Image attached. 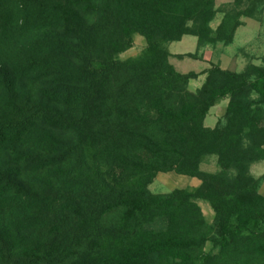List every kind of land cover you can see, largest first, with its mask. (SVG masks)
Instances as JSON below:
<instances>
[{"label":"trees","instance_id":"obj_1","mask_svg":"<svg viewBox=\"0 0 264 264\" xmlns=\"http://www.w3.org/2000/svg\"><path fill=\"white\" fill-rule=\"evenodd\" d=\"M260 9L212 29L215 0H0V264H264V68L182 74L167 49L230 45ZM169 173L200 184L152 194Z\"/></svg>","mask_w":264,"mask_h":264},{"label":"rangeland","instance_id":"obj_2","mask_svg":"<svg viewBox=\"0 0 264 264\" xmlns=\"http://www.w3.org/2000/svg\"><path fill=\"white\" fill-rule=\"evenodd\" d=\"M234 0H215V9L217 14L210 24L215 29L219 24L223 13L229 11L233 6ZM241 26L236 31L233 43L230 45L216 44L197 49L195 37L184 36L181 41L171 43L167 46L171 57L169 63L179 73L186 74L193 72L201 74L211 66L216 65L223 70L231 72H242L246 66L255 65L264 68V10L258 12L252 18L242 17ZM145 49V42L142 37L136 35L133 40V46L130 50L119 56L120 60L138 58ZM194 54L196 59L183 58L177 59V55ZM205 79L204 75H199L196 80H191L188 90L194 93L201 87ZM227 101H222L214 106L208 112L204 126L214 128L216 125L224 124V115ZM200 170L203 172L217 173L219 168L215 156L206 157ZM251 175L260 179L259 193L264 195V161L251 166ZM200 184L196 178L176 175L174 173L159 174L155 181L149 186L152 194H166L175 189H191ZM199 207L208 223L213 220V213L207 203L198 202ZM210 246L207 245L206 250Z\"/></svg>","mask_w":264,"mask_h":264}]
</instances>
